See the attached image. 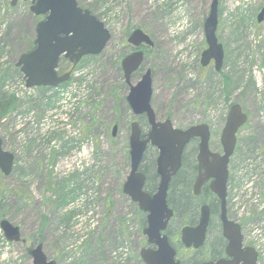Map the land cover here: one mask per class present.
Segmentation results:
<instances>
[{"label":"rangeland","instance_id":"obj_1","mask_svg":"<svg viewBox=\"0 0 264 264\" xmlns=\"http://www.w3.org/2000/svg\"><path fill=\"white\" fill-rule=\"evenodd\" d=\"M77 2L104 23L110 39L99 54L84 56L58 89H27L20 86L15 63L33 41L38 18L29 0L15 6L0 0V99L10 97L13 105L0 121V138L14 155L11 173L0 172V220L18 226L24 240L7 242L0 231V264H31L28 252L38 243L56 264H143L144 215L122 192L130 169V123H144L127 102L129 86L120 66L131 51L127 37L137 28L153 45L143 46L131 83L151 70L150 103L157 119H170L180 129L206 124L209 148L222 152L228 110L239 104L247 120L236 133L228 165L229 193L241 181L249 185L247 202L249 192L260 193L264 186V19L256 18L264 0L219 1L216 37L224 55L218 71L200 64L211 0ZM69 67L61 59L58 72ZM7 82L14 84L7 89ZM196 145L190 142L186 154ZM156 157L157 149L149 145L141 162L149 175ZM177 190L175 181L172 191ZM191 201L197 206L199 198ZM254 214L235 213L264 234V216L260 222ZM180 221L174 218L171 230ZM182 255L197 260L183 249ZM259 258L264 264V255Z\"/></svg>","mask_w":264,"mask_h":264},{"label":"water","instance_id":"obj_2","mask_svg":"<svg viewBox=\"0 0 264 264\" xmlns=\"http://www.w3.org/2000/svg\"><path fill=\"white\" fill-rule=\"evenodd\" d=\"M18 0H10L15 6ZM220 0H211L209 13L204 21V35L207 47L202 51L200 64L207 66L210 61L216 71L220 70L223 61V48L216 37L217 7ZM30 11L44 18L36 23L33 48L20 55L15 65L19 68L26 87H55L70 77V71L61 75L57 68L61 57L68 59L75 66L82 57L99 54L108 40L110 32L95 15L88 9L78 5L77 0H30ZM257 22L264 19V6L257 14ZM127 43L136 50L125 55L120 66L123 78L129 85L126 96L127 102L134 115L144 114L150 124L147 137L141 139V130L137 121L130 124L129 158L130 170L122 186V191L132 201L138 203L141 211L147 213L146 226L142 233L147 243L155 244L156 249L141 248L140 258L144 264H180L175 259L176 251L169 244L168 238L162 232L166 229L168 220L173 215L172 209L167 205V191L171 177L181 165V157L186 144L194 137L199 138L197 179L193 184V194L197 195L205 179L214 177L211 189L220 199L223 232L229 239L228 248L241 245L242 235L240 226L226 218V178L227 165L234 152L236 133L246 122L247 115L239 104H232L228 110L224 127L221 131L220 142L222 154L214 153L209 149L210 132L206 124H196L185 129L173 126L170 119L157 121L151 106L152 78L151 70L146 69L140 79L131 83V76L143 61L141 45L151 47V38L141 29L137 28L127 37ZM117 125L112 127V135L116 133ZM154 146L157 151L156 172L159 175L157 191L150 196L143 191L144 174L139 171L147 145ZM13 155L2 147L0 138V171L8 176L12 169ZM204 169L202 173L201 170ZM215 172H212V170ZM199 218L195 225H185L180 230L181 243L184 247H200L205 238L209 219V206L203 204L199 208ZM3 236L9 242L24 241L20 228L3 218L0 220ZM234 229V235L228 231ZM251 255L250 264H256L257 253L252 247H245ZM229 254L233 252L228 250ZM31 264H56L47 258L41 243L33 246L29 252ZM239 261V257L232 259L231 263ZM228 262H203L202 264H227Z\"/></svg>","mask_w":264,"mask_h":264},{"label":"flooded vegetation","instance_id":"obj_3","mask_svg":"<svg viewBox=\"0 0 264 264\" xmlns=\"http://www.w3.org/2000/svg\"><path fill=\"white\" fill-rule=\"evenodd\" d=\"M43 18H44V16L41 15L39 17V20H42ZM129 46L131 48L130 52L136 50L135 47H133L132 45L129 44ZM143 46H146V45H141L139 47V49L143 50ZM211 64H212V61H210V63L207 66H209ZM60 73H62V72H60ZM140 116L143 117V119H144L143 125L140 124V122H138L137 120L136 121H137L139 128L141 130V136L140 137H141V139H144L147 137V134L150 130V124L148 123V120L144 114H142ZM156 120L157 121H163V120H158L157 117H156ZM190 142H195L197 144L196 148H195V152L191 151L190 153L186 154V147L188 146V144ZM198 144H199V138L198 137L192 138L186 144V146L183 150V153H182L180 168L171 177V180L169 182L167 196L170 192V187H171V183L173 180L178 182V186H180L179 183H182V182H187V181L191 182V191L190 192L194 197L199 198V208L203 204H206L209 206V219H208V224L206 227L204 242L200 247H198L196 249L193 247L186 248L183 246V244L181 243V238H180V230L185 225H195L198 221L200 212L198 213V218H197L196 222H194L193 224H189L188 222H186L187 220H184L185 218L181 217L180 226L179 227L176 226L177 228H175V229L173 228L174 230H171V225L173 223L174 218L177 217V214H176L175 209L168 203V201H167V205L170 209H172L173 215L168 220V223L166 225V229L162 232V234H165L167 236L169 244L175 249V251H176L175 259L179 260L180 264H202L203 262H208V261L218 262L221 260L224 262H228L227 264H250L251 255L245 250V247H247V245L243 239L244 228L242 227V224L238 223V225L240 226V233L242 235L241 245L228 248L229 239L224 235V232H223V220L221 217L220 199L218 198L217 194L215 192H213L211 189V184L214 182L215 178L210 176L207 179H205L203 181L201 187H200L199 193L197 195L193 194V184H194L195 180L197 179V176L199 173L198 158H197L198 157ZM211 151L214 153L222 154V152H216L213 150H211ZM138 170L141 171L145 176V181L143 184V191H145L150 196H152L157 191V186L159 183V175L156 172V159L154 162V170H153L152 175H149V173L147 171H145L144 168L141 167V164H140ZM201 172L203 173L204 169H202ZM212 172H215V170L213 169ZM228 178H229V171H228V165H227L226 207H225L226 208V218L228 220L233 221L234 223H237V222H235L236 219H235L233 212H231V210L228 208V204H227L228 203L227 202ZM166 200H167V197H166ZM131 202L133 203L136 210L140 214L144 215V219H145L144 227H145L147 224V221H146L147 213H145L139 209L138 203H136L134 201H131ZM229 214H232L233 218ZM228 233L230 235H234L235 231L232 228L228 231ZM144 244H145V246H144L145 248L156 249L155 244L147 243V238L145 235H144ZM182 249L186 252H189V255L187 257H189L190 259H194L196 257L197 260L196 261H194V260L189 261V259L186 258V256L182 255ZM228 250H231L233 253L229 254ZM190 251H193L194 253H191ZM235 257H239V261L234 262V263L229 262L232 259H234ZM256 264H258V256H256Z\"/></svg>","mask_w":264,"mask_h":264},{"label":"built area","instance_id":"obj_4","mask_svg":"<svg viewBox=\"0 0 264 264\" xmlns=\"http://www.w3.org/2000/svg\"><path fill=\"white\" fill-rule=\"evenodd\" d=\"M13 84H10L8 88H11ZM21 86V85H20ZM258 179V178H256ZM247 186V187H246ZM242 185V182L239 181V183H235L234 185H231V192H230V208L231 212H233L235 218L239 216L240 218L242 216L241 212L245 211L246 215H249L251 212H255L257 214H254L253 218H258L261 222V218L264 216V186L262 187V192H256L253 190L252 194L251 192L248 193L247 197L249 198V201L246 202V199H244V196L247 192L245 190L249 187V185ZM230 188V186H229ZM252 189H254L252 187ZM237 206H239L237 208ZM249 206V207H246ZM241 207V208H240ZM234 208L236 209L234 213ZM240 208V209H239ZM238 209V210H237ZM248 225V233H245V241L249 244H251L256 251L258 252L259 256L264 255V234L263 231L256 228L258 226L257 224H245ZM262 231V232H261Z\"/></svg>","mask_w":264,"mask_h":264},{"label":"trees","instance_id":"obj_5","mask_svg":"<svg viewBox=\"0 0 264 264\" xmlns=\"http://www.w3.org/2000/svg\"><path fill=\"white\" fill-rule=\"evenodd\" d=\"M32 47L33 41L30 42V45L26 51H28ZM11 101L12 99L10 97H2L0 99V121L7 115V113L11 111V108L13 106ZM174 182L175 180H173L171 183L167 201L175 209L178 218L181 219V217H183L185 218L184 220H187L186 222H188L189 224H193L198 218L199 203H197V206H192L191 200L192 198H194V196L191 194L190 190L188 191V187L191 182L187 181L179 183L180 186H178L177 192H173L172 186ZM173 193L174 196H172Z\"/></svg>","mask_w":264,"mask_h":264}]
</instances>
